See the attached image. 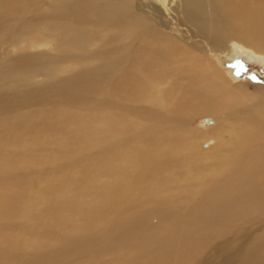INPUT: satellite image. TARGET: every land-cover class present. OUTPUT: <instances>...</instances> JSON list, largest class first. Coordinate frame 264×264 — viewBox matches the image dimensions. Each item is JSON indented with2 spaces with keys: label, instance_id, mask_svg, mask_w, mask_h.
<instances>
[{
  "label": "bare ground",
  "instance_id": "1",
  "mask_svg": "<svg viewBox=\"0 0 264 264\" xmlns=\"http://www.w3.org/2000/svg\"><path fill=\"white\" fill-rule=\"evenodd\" d=\"M244 50L264 0H0V264H264V92L213 59Z\"/></svg>",
  "mask_w": 264,
  "mask_h": 264
},
{
  "label": "rangeland",
  "instance_id": "2",
  "mask_svg": "<svg viewBox=\"0 0 264 264\" xmlns=\"http://www.w3.org/2000/svg\"><path fill=\"white\" fill-rule=\"evenodd\" d=\"M14 5H12L11 7H13ZM12 11H14V13H16L14 7L12 8ZM7 17H9V16H6L5 20ZM9 18H11V17H9ZM28 20L33 21L34 20L33 15H30ZM10 23H12V22H10ZM239 53H240V51H226L223 53H216L215 58H213V59L223 70H225V72H227L228 77H230L228 79L231 81V83L233 85H235V86L239 85L241 90H243V88H244V91H246L248 94H251V95H255L257 93L264 92V61L261 59L260 56L257 55V57H256V54L252 55V52L250 53V51H247V50L242 51V53H240V54ZM226 55H228V56H226ZM3 75H6V74H3ZM233 81H234V83L235 82L236 83L234 84ZM59 103H60L59 101L58 102H51L48 100H46L43 103H40L38 100L33 99V100L26 102L24 104L23 111H31L30 113L33 115V117H35L34 110H37L41 107H45L46 109H53V108L61 109L59 107ZM116 110L117 109L113 110L110 113H116V112H118V114H125L126 113L125 109H121V110H117V111ZM9 116H10V109H7L2 114H0V125H1L0 131L4 130V126L2 124H4L5 122H6V128L7 129L9 128V125H11V124L17 125L18 122L19 123L22 122L21 119L20 120H5ZM40 118L43 119V115H41ZM209 118L217 120L216 116H213V117L200 116V115L196 116L193 120V128L194 129H195V127H196V129L200 128L201 131L206 132L207 129H206V127L203 126V122H204V120L206 121ZM221 119L223 120V117ZM6 131H7L6 138H11L12 131L11 130H9V131L6 130ZM60 131L62 134L61 136L63 137V130L60 129ZM17 136H19L20 138L24 137L26 139H29L31 137L29 133H27L23 130H18ZM118 138L119 139L131 138V127L127 131L120 133ZM125 208L128 209L127 205H125ZM126 218L129 219L130 221L135 219L133 216L132 218H134V219L131 220V206H130L129 214ZM0 231H1V228H0ZM142 231H145V228H143ZM115 232H116V228H110L109 229V234H114ZM12 233H11V235H12ZM11 237L13 239V236H11ZM12 241L16 242V241H19V239L12 240ZM19 244H23V243H19ZM1 247H4V244H2L0 242V249H1ZM128 258L130 260H133V261H137V262L140 261L138 259L137 254L135 256L134 255L128 256ZM6 261L7 260H3L2 262L5 263Z\"/></svg>",
  "mask_w": 264,
  "mask_h": 264
}]
</instances>
